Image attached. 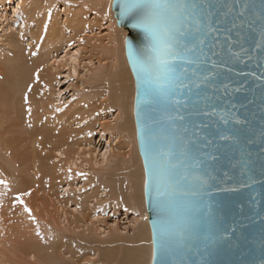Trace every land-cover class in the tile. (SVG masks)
I'll return each instance as SVG.
<instances>
[{"label": "water", "instance_id": "95a60500", "mask_svg": "<svg viewBox=\"0 0 264 264\" xmlns=\"http://www.w3.org/2000/svg\"><path fill=\"white\" fill-rule=\"evenodd\" d=\"M227 3L235 5L229 22L242 10L244 16L236 19L237 27L231 32L225 30L230 23H223L208 39L204 45L207 56L201 58L206 63L188 80L190 89L176 94L180 103L174 107L152 101L151 69L139 65L134 69L125 45L135 81L139 152L149 181L150 194L146 195V183L144 191L152 264H264V41L260 38L264 4L262 0ZM112 9L117 25L129 35L128 19L121 20L117 0ZM146 45L140 32L133 46L139 53ZM188 67L191 72L195 66ZM160 148L171 150L174 172L192 181L181 184L182 189L194 188L196 177L206 181L199 191L178 196L174 206L164 211L155 205L151 193L152 171L157 165L153 153ZM185 149L187 156L182 154ZM165 221L173 228L186 229L190 238L162 252L158 228Z\"/></svg>", "mask_w": 264, "mask_h": 264}, {"label": "bare ground", "instance_id": "6f19581e", "mask_svg": "<svg viewBox=\"0 0 264 264\" xmlns=\"http://www.w3.org/2000/svg\"><path fill=\"white\" fill-rule=\"evenodd\" d=\"M113 2L114 0H63L62 2L59 0H0V34L5 31L3 26L4 23L2 22L4 17H6L4 21H8L6 16L8 5L6 4L8 3L11 6L13 3H16L17 7L14 8L13 6L14 16H21V13L27 14L31 27L39 31V35L42 37L41 42L43 44L47 42L44 49L53 46L57 42L68 44L69 42L78 39V33L86 37L85 34L92 33L96 26L102 28L105 22L109 23L107 27L109 28L111 34L108 35V38H110L108 40L109 42L112 40L110 44V46H112H108L104 53L102 50V47H104L103 45L100 49V55L102 57L106 54L107 58L112 59V63H110V67L108 66L109 70L107 73L106 71L101 70L94 75L96 78H94L93 83H100L97 84L99 89L97 97L99 99L97 97L96 98L97 100H101V107L104 105L109 110L111 108H118V117L124 120V116H126V114H123V98H126L125 96L127 95L121 86V84L123 85V83H125L124 81L122 83V74L129 77L127 78L129 82L128 84L131 85V89L134 93H132L131 96H128L129 106L126 105L128 109H130L128 110L129 112L126 113L131 115L132 119L130 120V117L127 116L129 117V121L127 123L125 122L123 126L122 124L118 125L120 129H118L119 131L115 134V136L124 142V138L127 139V136L125 137L127 126L129 123H132V149L135 148L134 150L139 157V161H137L141 167H139L141 169V171L139 170V179H141L139 184L141 183V187L137 184L140 187V199L138 200L139 204L138 202L135 203L137 200H134L139 197H135L133 199L131 183L133 182L132 170L134 169V166H136L134 164V160L138 157L135 159H128V157L126 158L123 156L122 163L115 166L112 165V167L107 165L110 161L109 157L112 152V150H108V148L101 161H96L95 164H93V160L91 159L87 162L91 165V172L93 174L89 180L97 185L95 190V196L97 198L92 195L85 200L86 202L84 201L85 204H82V200H77L76 204H78L81 208L85 205L84 209L86 211L78 209V213L83 214L84 217L86 215L94 217L98 209L106 211L110 206L108 202L112 200V198L114 199L111 204H114L116 212L119 210L120 206L123 205V203H128L131 207L130 208L128 206L129 209H133L134 212L141 211L142 209L141 218L142 221L143 219L144 221L141 223L142 225L140 227L144 236L141 232L140 235V230H138V234L136 233L137 237H134L135 239L131 241L127 240L128 244L125 245L126 241L123 243L122 237H115L111 241L108 240L109 242H102L101 240L95 241L94 239V241L92 239L81 240L77 238L75 241L72 239L74 242H71L72 240L69 239L71 241L68 243V241H64L63 239L65 236L58 235L60 237L57 236L56 238L54 236L56 242L54 241L53 244L48 246L42 244V237L37 232L39 231V233H42L39 228L37 231L35 230L37 233L34 230L33 231L36 236L37 234L40 235V239L38 236H35L33 237L35 240L31 239L30 244L26 238L23 239L24 242L20 243V240L16 239V237H20V233L28 231L30 228H26L24 226L29 225V223H27L28 220L18 217V214L20 212L25 214V207H23L21 200L22 202L24 200L26 202L28 201L25 199V195L29 192V189L32 188L33 179L35 180L34 184L40 183L42 179L39 175L41 174H47V178L52 179L50 175L52 174L54 165L51 163L56 157L54 155L55 153H58L61 157L59 164L65 162L66 165L63 169L67 166L79 167L77 165L79 159H82L84 156L86 158V155L92 156L96 149L92 148L93 140L91 138V133L93 132V125L96 122L97 117L94 115L96 117L95 118L91 115L94 113L90 111V106L92 105V103L89 105L90 100H84L86 102H84V106L71 110H65L61 114H54L52 106L49 108L50 101H52L53 96L56 94L54 88L56 86L55 82L57 75L53 69L55 62L53 64H49L48 66L47 63L49 61H42L41 58H49L52 55V48L45 50V55L41 53L38 54V56L34 52L37 55L36 59H34L31 56L32 54H26L27 48L23 50V48L19 45L16 48V51L12 52L11 56L2 61L4 66L3 68H0V148L1 151L5 152V154L6 152L8 153L10 157L9 163H11L14 167L12 173L15 178V186H13L15 189L12 186L11 187L13 188L12 190L16 192L10 193V188L8 186L4 187L7 182L4 186L0 185V208L2 206L4 211L3 213L0 211V235L4 232L11 240L15 237L14 241L17 243V248L13 252V255L16 259H19L20 256L25 257V261L27 260L26 262H28V264H152V231L149 224L150 216L146 208L144 191L146 176L143 160L139 152L135 122V81L127 62L124 43L125 37L128 33L125 29L120 28L117 25L115 14L112 9ZM60 4L65 6L63 13L66 16V19L64 22L61 18L62 13L59 10ZM92 15H94L93 18H91ZM68 25H73L72 28H74L76 32L74 37H68L67 34L70 30ZM81 55L82 51L80 49L76 51V54H66L60 61V64H63V66H69L70 70L76 72L77 67L82 64ZM119 60L123 61L126 69L123 68L121 69L122 71L119 70L121 67ZM44 62L47 67H45L43 71L39 72L40 67L44 66ZM92 67V61L85 66L88 71H93ZM125 81L127 82V80ZM101 82L102 84L104 83V85L100 88L99 85H102ZM110 86H112V90ZM111 96L114 104H112V101L110 100V105L109 97L111 98ZM92 98L94 97H90L89 99ZM126 99H124V101ZM130 99L132 100V104ZM25 102H27V105ZM94 108L98 110L97 106ZM105 109L106 108L103 110ZM27 110H31V113L26 115L25 113ZM21 114H25L26 117L24 116V118H27L28 121L25 122V119L22 120ZM74 123L82 124V127L75 130L73 128ZM111 128V126L105 125L103 126L102 131H108L111 130ZM96 166L100 169H96ZM53 174L55 175L54 172ZM99 176H101L102 179L99 180ZM51 179L50 185L52 182ZM46 185L48 187L49 184ZM52 185H54V183ZM36 186L38 185L36 184ZM38 187V189H41L40 186ZM44 188L45 187H43V190ZM105 190H107V192H112L111 195L113 197L108 199L107 193L103 192ZM25 191L26 194H22ZM14 195H18L21 199L18 200L17 197H14ZM94 198H96L95 202L90 205V201H87L89 199L94 200ZM25 204L29 203L27 202L24 203V205ZM137 221L140 220L137 219ZM137 221L135 222L137 223ZM30 238L28 236L29 240ZM142 238L144 240L143 243ZM32 240H34V242H32ZM45 244L48 243L46 242ZM47 247H50V249ZM4 255H6L4 258H1L0 256V264L20 263L18 260L15 261L9 259L7 253ZM97 255L101 256V260L99 262L95 261Z\"/></svg>", "mask_w": 264, "mask_h": 264}, {"label": "rangeland", "instance_id": "374dc122", "mask_svg": "<svg viewBox=\"0 0 264 264\" xmlns=\"http://www.w3.org/2000/svg\"><path fill=\"white\" fill-rule=\"evenodd\" d=\"M59 1L62 2L63 0H59ZM13 4L11 6L8 3L6 4V5H8L7 11H6V16L8 18V21H4L6 19V17H4V20L2 21L4 23L3 26H4L5 31H3L0 34V68H3V66H4L2 61L5 60L6 58H8L9 56H11L12 52L16 51V48L19 45L23 48V50L27 48L26 54L27 55L32 54L31 56L34 59H36L38 54L43 53V55H45V50H49L50 48H52V55L49 58L48 57H42L41 58L42 61H46V62L49 61L47 63L48 66H49V64H53L55 62L53 69H54L55 74L57 75V79L55 82L56 86L54 88L56 94L53 96L52 101H50L49 108H51V106H52V111L54 112V114H61L65 110H71V109H75V108H79L81 106H84L86 103L85 101L90 100L89 105L92 103V105L90 106L91 107L90 111H92V113H94L91 115L93 117H95V116L97 117V118L95 117L96 122L93 125V132L91 133V138L93 140V147L92 148L96 149L95 153L92 156L86 155V158L84 156L82 159H79V161L77 162V165L79 167L67 166L64 169H63V167L66 165L65 162H62L61 164H59L61 157L58 155V153H55L54 155L56 157L52 160V163H51L52 165H54L52 174L50 175V177H52V179L47 178V176H46L47 174H41L42 177H41V175H39V176L42 180L40 181L39 184L36 183L38 186H40L41 189H38L39 187L36 186V184H34L35 180L33 179V185H34V187L35 186L36 187L34 188L32 185V188L29 189V192L27 194H26V191L22 193V194H26L25 199L28 200L27 202L29 203V204L24 205V203H27L24 200L22 202L23 207L26 206L30 210L31 214L29 215V212H27V211H25V214H23V212H20L18 214V217H20L22 219L25 218V220H28L27 223H29V225H24V226L26 228L29 227L30 229L28 231L20 233V237L17 236L16 239L20 240V243H22V242H24L23 239L26 238L30 244L31 239L35 240V238H33L36 236L34 234V231L35 230L37 231L40 228L39 230L42 233H39V231H37V232L42 237L41 239H42L43 243L42 242L41 243L44 245H48V246L54 243V241H55L54 238L55 237L57 238L58 235L65 236L66 238L64 237L63 239H64V241H68V243H70V241L72 239H74V241H75V239H77V238L81 239V240H90V239L93 240L94 239L95 241L101 240L102 242H106V241L109 242L112 239H114L115 237H122L123 243H125L124 241H126V243H125V245H126V244H128L127 243L128 241H131L137 237L136 233L138 234V232H137L138 230H140L139 234L141 232L140 226L142 225L141 223L144 221V219L142 221V218H141L142 209H141V211L134 212L133 209L132 210L129 209L130 205L128 203H123V205L120 206L119 210L116 212L114 204H111L112 200L114 199V198H112V200H110L108 202L110 206L106 211H102V209L101 210L98 209L96 211L97 213H95L96 217L95 216L90 217V215H86L84 217L83 214L78 213V209H82L83 211H86L84 209L85 205H83V207L81 208L78 204H76L77 200H79V201L82 200V204H85V202H86L85 200H87L89 198V196H92V195L95 196V190H96L97 185L92 183L89 180V178H91L93 175L91 172L92 171L91 165L87 163L89 160L92 159L93 164H95L96 161H101L103 159V155L107 151V148H108V150L109 149L112 150L110 157H109L110 161L107 163V165H110V166H112V165L115 166V165L121 164L123 161V156H125L126 158L128 157V159L129 158L135 159L138 157V154L134 150L135 148L132 149L133 145L131 144V142H132L131 136H132V132H133L132 131V123H129L127 126V131H126V135H125V137L127 136V139L124 138V142H122V140L116 138V136H115V134L118 133V131H119L118 129H120V127L118 125L122 124V126H123L125 124V122L127 123L129 121L128 120L129 117H130V120L132 119L131 115L127 114L129 112L128 110H130L127 107V106H129L128 96H131L133 93V90L131 89V85L128 84L129 82H128L127 78H129V77L122 74L123 78H121V79H123L122 83H123V81L125 82V83H123V85H125V86H123L122 84H121V86L123 87V90L127 95V96H125L127 99L123 98V102H124L123 114L124 115L126 114V116L123 115L124 120H122V118L118 117V112H119L118 108H111L109 110L106 106L103 105L104 108L107 109V110L106 109L103 110L104 109L103 106L102 107L100 106L101 100H97V98H98L97 94H98V90H99L97 84L99 82L93 83L94 78H96V76H94V75H96L98 73V71H101V70L106 71V73H107L109 70V67L111 66L110 63H112V59L107 58L106 54H104L102 57L100 55L101 47L104 45V47H102L103 48L102 50L105 53V50L108 48V46H110V44L112 42V40H110L111 42H109V40H108V39H110V38H108V35L111 34L109 31V28L107 27L109 23L105 22V24H103L102 28L99 26H96L93 29L92 33H90V34L86 33L85 34L86 37H84L83 35H80L78 33V39H75V40L69 42L68 44H62L61 42H57L53 46H50V47L44 49L47 42L44 44L41 42L42 37H40L39 31L36 29H33L31 27V23L29 22V19H28V16L26 13H21V16H18V15L14 16L13 6H14V8H16L17 4L16 3L14 5ZM64 9H65V6L60 4L59 10L62 13L61 18H62L63 22L66 19V16L63 13ZM93 17H94V15H92L91 18H93ZM68 26L70 27V30L67 34L68 37H74L76 32H75V29L72 28L73 25H71V26L68 25ZM9 27H10V29H9ZM34 35L35 36L37 35V36L35 37ZM32 36L34 37V39ZM39 38H40V40H39ZM38 41H40V42H38ZM68 45H70V46H68ZM28 48H30V49H28ZM79 49L82 51V55H81L82 56L81 57L82 64H81V66L77 67L76 72H74L73 70H70L69 66H63V64H60V61L62 60V58L66 54H68V55L76 54V51ZM69 53H72V54H69ZM91 61L93 62V67H92L93 71H88L85 68V66ZM119 62H120L121 67H122L121 68L119 66L120 67L119 70L122 71L121 69H123V68L126 69L123 61L119 60ZM47 65L44 62V66L40 67L39 72L43 71L44 68L47 67ZM125 80H127V82ZM130 83H131V78H130ZM101 84H102V82H101ZM103 85H104V83L102 85H99V87L101 88ZM110 88L112 90V86H110ZM124 88H126V89H124ZM95 93H96V95H95ZM88 97L89 98L94 97V98L89 99ZM104 99H106V98H104ZM124 99H126L127 101L126 100L124 101ZM110 102L112 104H114L112 96H111V98L109 97V104L111 105ZM126 102H127V104H126ZM130 102L132 104L131 99H130ZM25 104L27 105V102H25ZM96 106L98 107V110L96 108H94ZM69 112H68V114H69ZM30 113H31V110H29V111L27 110L25 114L27 115ZM25 114H21V119L22 120L25 119L24 121L26 122V121H28V119L24 118ZM127 116H129V117H127ZM116 118H118V119H116ZM125 119H127V120H125ZM74 124H73V128L75 130L82 127V124H75V125ZM114 124H116V125H114ZM105 125L111 126L112 127L111 130L102 131V128ZM122 126H121V128H122ZM125 140H126V143H125ZM127 141H128V143H127ZM137 160L139 161V157L134 160L135 161L134 164L136 166H134V169L132 170L133 182H131V183H132V190H133L132 191L133 192V199L135 197L136 198L139 197L138 199H134V200H137V201H135V203L138 202V204H139L138 200L140 199L139 193H140V187H141L140 186L141 183L139 184V182H141L140 181L141 179H139V176H140V171H141L140 168L141 167H140V164ZM9 161H10V157H9L8 153L6 152V154H5V152L1 151V148H0V176H1L0 185L4 186V184L7 182L4 187L8 186L10 188V191H11L10 193H14V192H16V191L12 190L14 188L13 186H15V178H14V175L12 173L14 170V167L11 163H9ZM96 169H100V168L98 166H96ZM53 172L55 173V175L53 174ZM33 176H34V174H33ZM44 176H46V177H44ZM50 179L54 183V185H52L53 184L52 182L50 185ZM100 179H102L101 176H99V180ZM45 183L49 184L48 187ZM137 184H139L140 187ZM43 187H45L46 189L48 188L47 191L45 188H44V190H45L44 191ZM9 188H8V191H9ZM103 192L107 193L108 199L110 197H113L111 195L112 192H110V191L107 192V190H105ZM0 196H1V191H0ZM14 197H18V195H14ZM96 198H94V200L89 199L87 202L90 201L89 203L91 205L92 203L95 202ZM1 208H2V206H1ZM1 208H0V211L3 213L4 212L3 208L2 209ZM7 217H9V216H7ZM86 218H88V219H86ZM136 218L139 219L140 221H137ZM83 221L85 222V224ZM135 221H137V223ZM45 224H47V225H45ZM43 225L46 227H44ZM41 227L42 228L44 227V228L42 229ZM31 233H33L34 235ZM38 234H37V236L40 239V237H39L40 235H38ZM141 234L144 236L143 232H141ZM28 236H29V238L30 237H32V238H30V240H29ZM60 236H58V237H60ZM86 236H88V237H86ZM14 239H15V237H14ZM14 239L11 240L9 237H7L5 235L4 232L0 235V256H1V258H4V256H6L4 254L7 253V256H9L8 257L9 259L15 260V261L18 260L20 262L19 264H28V262H26L27 260L25 261V259H26L25 257L20 256L19 259L18 258L16 259L14 257L13 252L17 248V243H16V241H14ZM69 239H71V240H69ZM34 240H32V242H34ZM45 241L48 244H45L46 243ZM74 241L72 240L71 242H74ZM143 241L144 240L142 238V243H143ZM47 248L50 249V247H47ZM97 256H96L95 261L99 262L101 260V256L100 255H97ZM32 262H34V261H32Z\"/></svg>", "mask_w": 264, "mask_h": 264}, {"label": "snow or ice", "instance_id": "6c2138e0", "mask_svg": "<svg viewBox=\"0 0 264 264\" xmlns=\"http://www.w3.org/2000/svg\"><path fill=\"white\" fill-rule=\"evenodd\" d=\"M117 2L121 20L128 19L126 27L130 34L125 37L124 43L133 68L139 65L151 69L148 83L152 101L173 107L180 103L176 94L183 95L181 89H190L188 80L196 77L197 71L206 63L201 58L207 56L204 45L208 39L221 30L223 23H230L225 30L231 32L237 27L236 19L244 16L242 10L229 22L228 16L235 5L229 6L227 0H215V2L214 0H117ZM217 3L220 4V8H217ZM221 8H227V11L221 12ZM140 32L144 33L147 45L137 53L133 41L139 39ZM260 38L264 41V24L261 27ZM189 65L195 66L191 72ZM211 67H215L214 62ZM202 78L209 79L208 76ZM223 138L229 139L227 136ZM182 154L187 156V149ZM170 157L171 150L165 151L163 148L153 153V160L157 165L152 171L151 193L155 194L154 203L162 211L170 210L178 196L183 197L190 192H197L206 183L201 177H196L197 183L194 188L182 189L181 184L191 185L192 181L188 175L178 176L174 172L176 165L171 163ZM149 194V181L146 180V195ZM17 199L21 198L17 197ZM25 211L31 214L26 206ZM164 225L158 228L162 252L190 238L186 229L173 228L169 221H165ZM161 264L165 262L161 261Z\"/></svg>", "mask_w": 264, "mask_h": 264}]
</instances>
